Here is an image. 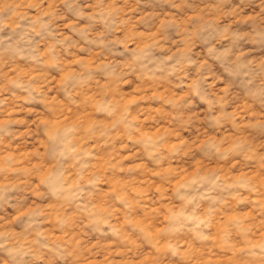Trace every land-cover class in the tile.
Instances as JSON below:
<instances>
[{"label":"clouds","instance_id":"9594fccd","mask_svg":"<svg viewBox=\"0 0 264 264\" xmlns=\"http://www.w3.org/2000/svg\"><path fill=\"white\" fill-rule=\"evenodd\" d=\"M0 264H264V0H0Z\"/></svg>","mask_w":264,"mask_h":264}]
</instances>
